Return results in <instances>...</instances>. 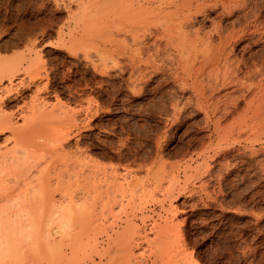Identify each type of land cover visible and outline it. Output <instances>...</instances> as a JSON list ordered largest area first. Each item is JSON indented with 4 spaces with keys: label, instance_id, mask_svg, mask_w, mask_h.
<instances>
[{
    "label": "rangeland",
    "instance_id": "rangeland-1",
    "mask_svg": "<svg viewBox=\"0 0 264 264\" xmlns=\"http://www.w3.org/2000/svg\"><path fill=\"white\" fill-rule=\"evenodd\" d=\"M165 1L0 0V64H19L0 82V112L19 127L30 119L34 134H47L37 139L46 148L37 163L45 167L43 194L55 206L75 203L65 208L66 226L50 236L61 251L51 264H101L91 254L92 228H99L100 251L128 224L140 233L136 256H151L154 248L142 240L161 224L175 228L172 241L191 264H264V0H191L197 15ZM191 11L190 35L205 41L217 25L230 37L228 65L220 64L217 35L207 48L196 44L195 61L176 53L167 33L155 39ZM260 100L263 109L255 105ZM260 112L263 119L254 120ZM10 135L0 133V146L4 138L13 145ZM34 246L35 254L22 250L27 256L14 248L25 264H46L42 246Z\"/></svg>",
    "mask_w": 264,
    "mask_h": 264
},
{
    "label": "bare ground",
    "instance_id": "bare-ground-1",
    "mask_svg": "<svg viewBox=\"0 0 264 264\" xmlns=\"http://www.w3.org/2000/svg\"><path fill=\"white\" fill-rule=\"evenodd\" d=\"M126 1H130V0H125ZM160 0H158L159 2ZM165 0H163L164 2ZM168 0H166L165 2H167ZM193 1V0H192ZM192 1L191 0H177V1H171L169 2L171 5L170 7H173L175 8L174 10H177L176 12L182 10H187V11H190L191 9L195 8V6L193 7L192 5ZM220 3H221V0H219ZM246 1V0H245ZM124 2V3H125ZM196 2V1H195ZM233 2V1H232ZM205 3V2H204ZM208 3V2H207ZM213 3V2H212ZM216 3V2H215ZM229 3V2H228ZM227 3V4H228ZM160 4V3H159ZM209 4V3H208ZM219 4V3H217ZM225 3H223V7H225L224 5ZM226 4V5H227ZM235 4V2H234ZM233 4V5H234ZM149 5V4H148ZM164 5V4H163ZM169 5V4H167ZM237 5V4H235ZM235 5H234V8H235ZM239 5V4H238ZM237 5V6H238ZM204 6V5H202ZM213 6V5H212ZM216 6V4H215ZM213 6V7H215ZM220 6V5H219ZM221 6V7H222ZM243 6V5H242ZM168 7V6H167ZM208 7V6H207ZM147 8V7H146ZM160 8V7H159ZM196 8L199 9V7L197 6ZM195 8V9H196ZM230 8V7H229ZM233 8V7H232ZM198 9L195 10V13L191 11L190 12H187L186 14L182 15L181 17H178V23L174 26L175 27V30L173 29H170V25L171 24H167V27L165 29H162L161 32H157L154 36H155V39L156 38H162L163 35H165L166 33V36H163V37H166L167 38V42H168V45H169V42L170 44L173 43V44H176L177 47V50L176 53H178L182 58L183 56H185V60L188 61L190 58H194L192 61H195L196 58L195 57V53L194 52V48L197 46L196 44H201L203 45L204 47V42H209L210 43V38L213 37L212 34L214 35H217L219 37V40L221 42V44L219 45L220 47H218L219 49H216L215 52L218 53V56L220 57V64L222 65L223 64H226L228 65L227 63H229V59H230V54H231V49L229 47V43H230V37L228 35L225 36V34H221V28L220 26H215L214 29L212 30L211 35H207L208 37H204L209 39L207 41V39H205V41L200 40L196 37H194V35H190L189 32L185 29H187L186 27H188V23L190 22V19L192 17V14H199V13H196V11H199ZM210 9V8H209ZM243 9V8H242ZM245 9V8H244ZM180 11V12H182ZM194 11V10H193ZM244 11V10H243ZM165 14H167L166 11H163ZM162 12V14H164ZM175 12V11H174ZM175 12V13H176ZM179 12V13H180ZM202 12V11H201ZM211 13V12H210ZM174 13L171 14V16L173 15ZM182 14V13H181ZM180 14V15H181ZM191 14V16L189 15ZM206 14V13H205ZM168 15V14H167ZM177 15V14H174V16ZM189 15V16H187ZM195 16V15H194ZM255 16V15H254ZM165 17V16H164ZM167 17V16H166ZM172 18V17H171ZM180 18V20H179ZM190 18V19H189ZM208 18V17H207ZM214 18V17H213ZM212 18V19H213ZM175 20V19H174ZM205 21V19H204ZM214 21V20H212ZM218 21V20H217ZM170 22V21H169ZM167 22V23H169ZM173 22V21H172ZM248 22V21H247ZM210 23V22H209ZM218 23V22H217ZM220 23V22H219ZM237 23V22H236ZM249 23V22H248ZM221 24V23H220ZM253 24V23H252ZM169 25V26H168ZM192 25V24H191ZM245 25V24H244ZM262 25V24H261ZM193 26V25H192ZM229 26V25H228ZM212 27V26H211ZM232 27V26H231ZM213 28V27H212ZM237 28V27H236ZM235 28V30H236ZM255 28V27H254ZM258 28V27H257ZM144 29V28H143ZM233 29V28H232ZM238 29V28H237ZM242 29V28H241ZM259 29V28H258ZM145 30V29H144ZM150 29H148L149 31ZM208 30H211V28H209ZM234 30V29H233ZM147 33H150L148 32ZM238 31V30H236ZM235 31V32H236ZM250 31V30H249ZM234 32V31H233ZM263 32V31H262ZM141 33V32H140ZM140 33H136L137 34H140ZM203 33V32H202ZM206 32V34H208ZM230 33V32H229ZM228 33V34H229ZM240 33V32H239ZM238 33V34H239ZM255 33V32H254ZM253 33V34H254ZM134 34V33H133ZM142 34V33H141ZM152 34V33H151ZM205 34V35H206ZM231 34V33H230ZM233 34V33H232ZM136 35H132L134 36L133 38H135ZM144 35V34H143ZM142 35V37H143ZM241 35V33H240ZM138 36V35H137ZM140 36V35H139ZM139 36L136 37L137 40H139ZM150 36V34H149ZM153 36V38H154ZM228 36V37H227ZM236 37V33L234 35ZM233 36V37H234ZM248 36V35H247ZM140 36V41L143 40L144 38H142ZM225 37V38H224ZM152 38V39H153ZM223 39H229L228 41H225ZM235 39V38H234ZM239 39V38H238ZM145 40V39H144ZM143 40V41H144ZM218 40V41H219ZM134 41V40H133ZM139 41V42H140ZM137 42V43H139ZM153 42V40H152ZM166 42V43H167ZM136 43V40L135 42ZM142 44V42H140ZM145 43V42H144ZM143 43V44H144ZM217 43V42H216ZM140 44V45H141ZM152 44V43H151ZM200 44V45H201ZM219 42L216 44L218 45ZM226 44H227V47H226ZM136 45V44H135ZM161 45V44H160ZM139 46V44H138ZM136 45V49L135 51L138 49V52L140 51V48H142L141 46L138 47ZM145 46V45H144ZM152 46V45H151ZM138 47V48H137ZM167 47V46H166ZM198 47V46H197ZM202 47V48H203ZM209 47V46H208ZM212 47V45L210 46ZM209 47V48H210ZM215 47V46H214ZM229 47V49H228ZM232 47V46H231ZM135 48V47H134ZM160 48V47H159ZM199 50L201 49V47L199 46L198 47ZM204 48H207V46L205 45ZM217 48V47H216ZM157 49H158V46H157ZM161 49V48H160ZM213 49V48H212ZM233 49V48H232ZM134 50V49H133ZM156 50V49H155ZM165 51L166 48L164 49ZM197 50V49H196ZM204 50V49H203ZM203 50H201L200 52H202ZM211 50V49H210ZM208 50V51H210ZM214 50V49H213ZM207 51V50H206ZM138 52L136 54H138ZM141 52V51H140ZM205 52V50H204ZM154 53V52H153ZM212 53V51H211ZM151 54V53H150ZM203 54V53H202ZM209 54V53H208ZM214 54V53H213ZM145 55V53H144ZM161 55V54H160ZM199 55V54H198ZM197 55V56H198ZM212 55V54H211ZM216 55V54H214ZM236 55V54H235ZM139 56V54H138ZM154 56V54L152 55ZM233 56V55H232ZM231 56V57H232ZM148 57V56H147ZM146 57V58H147ZM164 57V56H163ZM180 57V62H181V65H183L185 67L184 63L185 60L184 59H181ZM212 58V56H210ZM209 57V58H210ZM217 57V55H216ZM217 57V58H219ZM242 57V56H241ZM196 58V59H195ZM202 58V57H201ZM235 58V56H234ZM162 59V58H161ZM176 59V58H175ZM216 59V58H215ZM113 60V59H112ZM140 60V59H139ZM151 60V58H150ZM208 60V59H207ZM218 60V59H217ZM236 60H238L236 58ZM240 60V59H239ZM249 60V59H248ZM146 61V60H145ZM183 61V62H182ZM214 60H212L211 62H213ZM231 61V60H230ZM136 62V61H135ZM138 62V61H137ZM139 62L142 63V60H140ZM144 62V61H143ZM148 62V61H147ZM200 62V61H199ZM203 62V61H202ZM210 62V61H208ZM217 63V61H215ZM232 62V61H231ZM12 63V62H10ZM20 63V62H19ZM187 63V62H185ZM190 63V61L188 62ZM192 63V62H191ZM190 63V65H191ZM241 63V62H240ZM252 63V62H251ZM264 63V62H263ZM3 64V63H2ZM0 64V82L5 78H11L12 75L16 72L15 69L18 67L17 63H14L13 66H10V67H2L3 65ZM13 64V63H12ZM11 64V65H12ZM17 64V65H16ZM140 64V63H139ZM143 64V63H142ZM141 64V65H142ZM146 64V62H145ZM149 64V63H148ZM147 64V65H148ZM202 64V63H201ZM205 64V63H204ZM214 65V62L212 63ZM235 64V63H234ZM233 64V65H234ZM237 64V63H236ZM243 64V63H242ZM17 67H16V66ZM156 65V64H155ZM154 65V66H155ZM224 65V66H226ZM253 65V64H252ZM256 65V63H255ZM157 66V65H156ZM198 66V65H197ZM211 66V64H210ZM215 66V65H214ZM230 66V65H229ZM179 68L181 67L180 70H183L185 68H183L182 66H178ZM199 67H202V66H199ZM213 67V66H211ZM210 67V68H211ZM228 67V66H227ZM151 68V67H150ZM194 68V67H193ZM231 68V67H230ZM246 68V67H245ZM262 68V67H261ZM134 69V68H133ZM151 69H155L154 67L151 68ZM188 69V68H187ZM225 69V68H224ZM228 69V68H227ZM234 69V68H233ZM231 69V70H233ZM241 69V68H240ZM260 69V68H259ZM257 69V70H259ZM19 70V69H17ZM135 70H137L135 68ZM247 70V69H246ZM251 70V69H250ZM150 71V70H149ZM184 71V70H183ZM236 71V70H235ZM252 71V70H251ZM254 71V70H253ZM198 72V69H196V66H195V71H193L192 69L189 71L188 70V75L191 76L193 74H197ZM227 72V71H226ZM243 72V71H242ZM248 72V71H246ZM256 72V71H254ZM138 73V71H137ZM144 73V71H143ZM173 73V72H172ZM232 73V72H231ZM230 73V74H231ZM234 73V72H233ZM253 73V72H252ZM139 74V73H138ZM150 74V73H149ZM235 74V73H234ZM237 74V73H236ZM248 74V73H246ZM174 75V73H173ZM195 75H193L195 77ZM229 74L227 73L223 75V77L225 78V76H228ZM141 76V75H140ZM248 76V75H247ZM261 76V75H260ZM193 77V78H194ZM222 77V79H223ZM232 77V76H230ZM264 77V76H263ZM146 78V77H145ZM143 77V79H145ZM174 78V77H173ZM192 78V79H193ZM227 78V77H226ZM262 78V77H261ZM133 79V78H132ZM197 79V78H196ZM229 79V78H227ZM142 80V79H141ZM226 80V79H224ZM230 80V79H229ZM130 81H133V80H130ZM129 81V82H130ZM138 81V80H137ZM195 81V79H194ZM228 81V80H226ZM225 81V82H226ZM233 81V80H232ZM234 81H235V78H234ZM237 81V80H236ZM264 81V80H262ZM224 82V83H225ZM231 82V81H230ZM258 82V81H257ZM131 83V82H130ZM199 83V82H198ZM196 83V84H198ZM232 83V82H231ZM234 83V82H233ZM1 84V83H0ZM178 84V83H177ZM201 84V83H200ZM198 85L200 87H198L196 89V92L199 93V95H204L205 96V93H204V90L202 89L203 87L201 85ZM210 84V83H209ZM253 84V83H252ZM256 84V82H255ZM263 84V83H262ZM218 84H215V85H209L210 87V91H215L217 90V86ZM226 85V84H225ZM235 85V83H234ZM242 85V84H241ZM254 85V84H253ZM252 85V86H253ZM212 86H215V88ZM229 86V84H228ZM237 86V85H236ZM246 86H249L246 84ZM255 86V85H254ZM253 86V87H254ZM202 87V88H201ZM208 87V86H207ZM241 87V86H240ZM183 88V87H181ZM185 88V87H184ZM223 88V87H222ZM235 88V87H234ZM4 89V88H3ZM180 89V88H179ZM212 89V90H211ZM247 89V88H245ZM254 89V88H253ZM2 91V89H0ZM5 91H10L7 90V89H4ZM181 90V89H180ZM207 90V89H206ZM221 90V88L219 89ZM262 88H261V91L262 92ZM256 91V90H255ZM208 92V91H207ZM251 93H253L252 91H250ZM2 93V92H1ZM6 93V92H5ZM210 93V92H209ZM219 93V92H218ZM242 93V92H241ZM247 93V92H246ZM220 94V93H219ZM259 94V92H258ZM200 96V97H201ZM241 96V95H240ZM263 96V95H262ZM215 98V97H214ZM213 98V99H214ZM229 98V97H228ZM204 99V98H203ZM206 99V98H205ZM204 99V101H205ZM240 99V98H239ZM207 100V99H206ZM226 100V99H225ZM236 100V99H235ZM234 100V101H235ZM238 100V99H237ZM251 100L248 99L247 102ZM215 101V100H214ZM262 101L263 100H260V101H257L258 104L255 103L256 107L258 106V108H261L263 107V104H262ZM207 102V101H206ZM226 102V101H225ZM233 102V101H232ZM236 103V101H235ZM250 103V102H249ZM248 103V104H249ZM264 103V102H263ZM208 104V103H206ZM213 104V103H212ZM227 104V102H226ZM224 104V105H226ZM218 105V104H217ZM229 105V104H228ZM250 106V105H248ZM212 107V106H210ZM214 107H215V103H214ZM236 107V106H235ZM53 108V107H52ZM39 108L38 107V111H39ZM54 109V108H53ZM228 109V108H227ZM263 109V108H261ZM46 110V109H45ZM211 110H213L211 108ZM230 110V108H229ZM254 110H257V108H255ZM264 110V109H263ZM42 111V109L40 110ZM47 111V110H46ZM54 111V110H53ZM214 111V110H213ZM258 111V110H257ZM254 112V111H253ZM43 113H46L45 111L42 112ZM50 113V112H48ZM59 113V112H58ZM261 113V112H260ZM264 113V112H263ZM30 114V113H29ZM34 114L36 115V113H32L30 116H34ZM39 114V113H38ZM52 114V113H51ZM262 113L259 115L261 116ZM11 116V115H10ZM10 116L8 115H5V114H2L0 112V133H2L3 131H8L10 132V136H11V140H12V146L11 144L9 146L11 147H8L7 143L10 141L9 138H4V142H5V145L2 147L0 146V226L3 227L1 228L2 230L0 231V234L2 236H0V264H22L23 262V259L24 261H27L25 260V257L23 258V256L25 255H21V252H19L20 250H27L29 252L28 249H31L32 253L31 254H35L33 253L34 250H32L33 246L35 245V243L33 241H35L36 239V243H38V245L36 244V246H38L40 249H43L42 251H44V259H45V263L46 264H51L50 260H53L55 257H57L59 254H61V251H60V248L58 245H54V240L52 241L51 240V234H55V232L57 233L58 231H61L62 227H65L66 224H60L64 221H68V219L66 218V216L64 215V212H65V208H71L73 204H75L72 200L71 202H66V203H62V204H58V206H55L56 204H54V202H51V200H49L48 196L46 194H43V182L41 180V175L43 174V171L44 169L42 168H45L43 165H44V162H43V165L42 166H39L38 161H40V147H44L43 145V142L41 144V142H38L37 139L38 138H41V137H46L47 134H44L46 136H40L42 134H34V129L32 128V126L29 124H33L32 123V120L30 119H26L25 120V124L22 126V124H20V126L22 127H19V126H15V123L11 122L13 120H11ZM39 116V115H38ZM52 116V115H51ZM258 116V117H259ZM263 116V115H262ZM262 116L260 118H257L255 117L254 120L256 119H260L262 118ZM29 117V116H28ZM35 117V116H34ZM37 117V116H36ZM35 117V118H36ZM40 117V116H39ZM54 117V115H53ZM32 118V117H31ZM263 119V118H262ZM29 120V121H28ZM37 120V118L35 119ZM253 120V119H252ZM34 121V120H33ZM251 121V120H250ZM257 121V120H256ZM36 122V121H35ZM206 122V121H205ZM217 122V121H216ZM259 122H257L258 124ZM256 124V125H257ZM18 125V124H17ZM35 126V124H34ZM37 126V125H36ZM38 128V126H37ZM40 128V127H39ZM253 128V127H252ZM255 128V127H254ZM39 130V129H38ZM50 136H48L49 138ZM52 140V139H51ZM51 142V141H50ZM46 144V143H45ZM48 144V143H47ZM50 144V143H49ZM48 144V145H49ZM45 148V147H44ZM43 149V148H42ZM46 149V148H45ZM44 150V149H43ZM40 163V162H39ZM35 165H36V168H35ZM46 165V163H45ZM34 167V168H33ZM42 167V168H41ZM33 168V169H32ZM48 168V167H47ZM32 170H36L34 171L35 172V175L37 177V179H35L36 181H34L33 179V173L31 172ZM31 172V173H30ZM48 174V173H47ZM45 175V174H44ZM46 176V175H45ZM41 177V178H40ZM45 179V178H43ZM138 184V183H137ZM133 186V185H132ZM131 186V187H132ZM107 199V198H106ZM109 200V198H108ZM70 201V200H68ZM107 201V200H106ZM53 203V204H52ZM67 204V205H65ZM107 205V204H106ZM107 207V206H106ZM56 223V224H55ZM6 224V225H5ZM94 225V224H93ZM127 225V224H126ZM95 226V225H94ZM9 229V231L7 230V228ZM98 227V226H96ZM92 228V233H91V242H92V246H91V254H92V257L93 259L95 258H98L99 259V262L101 264H146L148 262H150V264H191L190 262V257L189 255L186 253L185 249L182 248L181 245L177 244L175 241L173 242L172 241V238L173 236H175V228L174 227H171V225H158L157 226V230L153 236L152 239H149L147 237H145L142 241L143 244H147V246H149V249L150 248H154V251L152 252L151 256L150 254L148 256H145L144 253H140V255L136 256L134 255V253L132 252V248L136 249V247H140V241H138V243L136 242V239L134 238V236L136 235H139L138 233L137 234H134L135 231H134V227L132 228L131 225H127V227L124 229V227L122 228L123 229V232L119 234H115V237H107L109 235H107V239L108 242V246L106 248H103L102 250H98L96 249L97 247V230L99 228ZM155 227V225L153 226ZM5 228V230H4ZM54 229V233L53 231L51 232V230ZM7 230V231H6ZM177 232V231H176ZM115 233V232H114ZM118 233V232H117ZM107 234V233H106ZM5 237H4V236ZM140 236V235H139ZM138 236V237H139ZM16 237V239H15ZM144 237V236H143ZM30 238V239H29ZM35 238V239H34ZM41 238V239H40ZM3 239V240H2ZM26 239V242L24 241ZM28 239V240H27ZM39 239H40V242H39ZM54 239V238H53ZM6 240V242H4ZM18 240V245L16 244ZM22 243V244H25V246L28 244L27 247H25L24 245L22 246V244L19 242ZM30 240V241H29ZM140 240V239H139ZM25 243H24V242ZM29 241V242H28ZM51 241L53 242V245L51 244ZM2 242H4L5 245L2 244ZM9 242V243H8ZM15 242V243H14ZM32 244H31V243ZM12 243V244H11ZM20 243V244H19ZM106 243V242H105ZM13 245L10 247H8L9 245ZM134 247H133V245ZM177 244V245H176ZM2 245V246H1ZM21 248L19 249V251L17 252L15 249L16 248H19L20 246ZM19 246V247H18ZM29 246H32V248H30ZM5 247V249H3ZM14 249H12V248ZM35 247V246H34ZM10 250V251H7V249ZM37 248V247H35ZM37 248V250L39 249ZM12 250V251H11ZM151 250V249H150ZM15 255H14V253ZM23 252V251H22ZM8 253V254H7ZM17 253V255H16ZM20 255H19V254ZM27 253V252H26ZM25 251L22 253V254H26ZM37 253V252H36ZM54 254V258L50 257V255ZM11 256V257H10ZM27 256V254H26ZM7 258V262H5ZM50 258V259H49ZM56 259V258H55ZM29 262V261H27ZM27 262H23L24 264L27 263ZM30 263V262H29Z\"/></svg>",
    "mask_w": 264,
    "mask_h": 264
}]
</instances>
